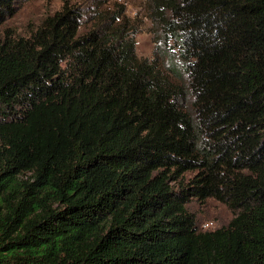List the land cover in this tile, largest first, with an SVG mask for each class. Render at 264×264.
<instances>
[{
  "label": "trees",
  "instance_id": "16d2710c",
  "mask_svg": "<svg viewBox=\"0 0 264 264\" xmlns=\"http://www.w3.org/2000/svg\"><path fill=\"white\" fill-rule=\"evenodd\" d=\"M145 2L152 59L120 0L0 34V264H264V0Z\"/></svg>",
  "mask_w": 264,
  "mask_h": 264
},
{
  "label": "rangeland",
  "instance_id": "374dc122",
  "mask_svg": "<svg viewBox=\"0 0 264 264\" xmlns=\"http://www.w3.org/2000/svg\"><path fill=\"white\" fill-rule=\"evenodd\" d=\"M65 0H19L17 13L0 28V34L6 28L13 29L17 34L26 35L35 29L42 19L50 13L58 10ZM76 1V0H74ZM127 6V14L133 19H137L140 30L136 34V51L140 57H154L155 43L153 34L150 31L152 22L146 17L145 0H120ZM171 56L161 58L162 67L176 82H181V76L174 75L169 66H176V70H183L178 60L177 47L172 45L168 48ZM170 58H174L173 61ZM185 76V75H184ZM194 172L188 174L193 175ZM187 208L195 214L199 227L202 230H215L227 226L235 216L234 212L223 202L214 198L205 201L192 199Z\"/></svg>",
  "mask_w": 264,
  "mask_h": 264
}]
</instances>
